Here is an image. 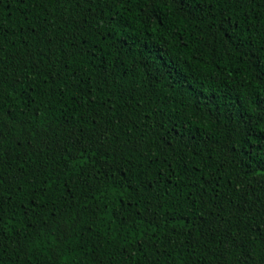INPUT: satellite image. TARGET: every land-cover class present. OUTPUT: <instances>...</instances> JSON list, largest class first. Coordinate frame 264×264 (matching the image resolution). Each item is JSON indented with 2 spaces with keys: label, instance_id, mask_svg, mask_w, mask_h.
Masks as SVG:
<instances>
[{
  "label": "trees",
  "instance_id": "trees-1",
  "mask_svg": "<svg viewBox=\"0 0 264 264\" xmlns=\"http://www.w3.org/2000/svg\"><path fill=\"white\" fill-rule=\"evenodd\" d=\"M84 8L82 15L87 24L77 17V24L61 27L58 17L71 13V8L49 6L45 10L43 5L29 4L25 7L20 0H0V60L10 83L17 75L24 78L23 85L7 89L3 109L0 110V115H4L7 122L2 140L5 152L0 159V174L12 177L10 186H0L3 189L0 191V264H148L154 255L157 264H180L182 260L186 264H236V246L229 249L230 241L224 238L223 227L226 225L206 239L198 238L201 213L203 219L212 223L221 202L224 219L229 221L246 215L231 206L239 204L245 209L249 205L254 209L264 207V191L261 190L264 177L260 175L262 170L259 167V161L264 158V145L253 144L246 135V124L236 121L240 128L236 131L232 127L233 121L222 124L210 109L203 108L196 110V116L201 118L195 123H203L204 128L201 129L203 138L199 148L193 149L191 170L178 166L171 156L165 161L157 146L165 141L175 144L173 138L179 139L177 130L186 126V117L193 109L186 110L188 101L182 103L183 97L168 86L172 76L166 73L160 76L156 69L163 70L166 64L169 67L175 65V71L196 78L194 85L215 87L214 82L220 80L222 87L239 96L241 91L248 90L249 73L255 68L258 53H253L250 58L241 56L243 49H238L239 41H229L230 33L225 32L219 21L213 28L205 26L207 22L201 24L194 16L175 19L170 16L171 24L159 27L158 22H150L156 30L142 31L135 37L136 43L129 48L125 38L132 34V30L125 29L129 24L139 26L135 23L138 9L127 13L122 8L119 11L124 16L113 20L116 9L100 6L92 11L86 5ZM220 11H234L236 22L243 21L241 26L247 31L249 22L256 23L259 9L249 4L234 10L222 7ZM113 23L116 28L109 30ZM147 27L145 25V29ZM73 28L79 30V35H74ZM259 31L257 28L256 32ZM49 39L52 40L51 51ZM256 41L258 46L261 42L259 35ZM118 49L119 57L111 59L116 57ZM65 52L68 55H63ZM81 55H84L89 68L123 63L127 70V65L134 63L138 69L137 83L140 87L131 96L125 93L124 99H118L119 93L112 97L108 89L96 92L93 87V94L98 96L103 111L112 107L113 102L116 104L117 113L112 116L115 135L123 139L131 128L133 143L143 136L142 152L125 150V155L133 160L131 171L128 163L121 159L116 164L122 171L109 169L110 153L106 149L97 151L95 144L87 151L75 146L72 155L77 159L69 166L71 170L64 168L63 143L72 146L76 137H81V142L87 145L88 141L83 140L81 133H92L95 137L102 134L103 129L97 130L94 126L92 117L95 112L89 114L90 109L87 110L81 122L73 112L66 110L67 105L55 103L58 97L54 98L46 118L40 121L49 126L51 142L43 152L34 150L33 146L39 145L40 139L31 135L36 125L30 121V116L38 110L33 100L39 103L42 97H38L27 84L39 83L52 68L62 70L66 78L73 67L79 66ZM58 56L68 61L67 66L56 63ZM73 60L77 64H73ZM34 64L41 65L39 77L35 73L28 76V69ZM87 89L88 85L82 83L79 89L71 91L79 95L80 90ZM125 101L132 107H128ZM67 103L75 105L73 100ZM4 110L11 111L14 119L9 118ZM39 111L43 116V109ZM126 121H131L127 127L124 126ZM70 134L71 140L68 139ZM129 149H132V144ZM143 153L158 159L154 163L146 161L144 173L137 176L140 162L145 159ZM106 171L115 178L108 180L106 186L95 187L98 181L93 180V173L103 178ZM170 173L180 175L177 177ZM145 174L149 177L151 189L132 193L128 184H135L137 179L144 181ZM152 176L157 179L152 181ZM48 177L51 178L45 184ZM191 184L196 187H190ZM152 190L158 192L162 202L165 199L171 203L180 201L178 208L161 210L167 219L160 222L159 229L144 222L147 213L142 197L152 195ZM192 192L206 194L203 206L199 199L196 200L195 210L190 207L194 199ZM230 207L234 216L230 215ZM244 223L256 227L259 232L258 217L248 215ZM166 233L172 234L175 245L183 241L192 247H174L164 239ZM125 245L131 260L122 251ZM193 249L194 254L189 256ZM165 250L167 254L160 255ZM212 252L216 255H211Z\"/></svg>",
  "mask_w": 264,
  "mask_h": 264
},
{
  "label": "snow or ice",
  "instance_id": "snow-or-ice-1",
  "mask_svg": "<svg viewBox=\"0 0 264 264\" xmlns=\"http://www.w3.org/2000/svg\"><path fill=\"white\" fill-rule=\"evenodd\" d=\"M20 3H24L25 7L29 4L33 5H43L44 9L47 10L49 6H53L59 9H65L66 7L71 8L72 12L68 15H60L58 17L61 27L64 25H69L72 27L77 24V17L83 21V24H87L86 18L83 17V11L85 10L84 5L87 9L94 11L95 7L103 6L105 8L116 9V12L112 19L114 20L117 16H124V13L120 12V9H125V12L132 13L133 9L136 8L138 11L135 12L138 27H133L129 24L128 28H131L132 34L125 38L128 43V47L131 48L135 43V37L138 36L142 31H155L151 27V23H157L158 27L160 25H170L171 16L173 19L179 16H194L201 23L207 24L205 26L216 27L219 21L221 26L224 28L225 32L230 33L228 35L229 41H239L238 49H243L240 52L241 56L251 57L253 53H258L257 63L252 73H249L251 78L247 91H241L239 96H236L234 92L222 87L221 81L216 80L215 87L209 85L205 87L203 84H193L195 77L189 78L187 75H182L181 72L175 71L176 66L173 65L169 67L167 64L164 69L161 70L157 67L156 72L160 76H164L165 73L168 76H172V81L169 82L168 86L173 88L175 92L183 97L182 103L186 100L188 103L185 104V109L192 108L193 111L189 113L186 117L187 124L182 129L177 130L178 140H175V144L168 143L165 141L163 144L158 145L160 148V155H163L165 161H168V157L171 156L173 160L177 161V165L183 167L185 170H191V158L193 156V149H198L200 145V140L203 138L201 134V129L204 128V124L195 123L196 119L201 117L196 116V110H202L203 108H208L212 113L215 114V118L222 124H228L229 121H233L232 127L239 131V124L235 123L239 121L242 124L248 126V131L246 133L247 137L252 140L253 144L264 145V0H20ZM252 5L259 9L256 15V23L249 22V25L242 27L243 21L240 23L236 22V17L234 11L221 12L220 9L231 8L236 9L237 7H244L245 5ZM247 11V9H245ZM215 13V15L213 14ZM223 17L221 20L220 18ZM151 22V23H150ZM145 25H148L145 29ZM83 25H81L82 27ZM116 28V24L113 23L109 30ZM259 28V33L256 29ZM74 35H79V30L73 28ZM163 35V33H161ZM259 35L261 42L257 46L256 37ZM49 51L52 50V40L48 41ZM2 48V46H0ZM76 48V45H73ZM151 51V49H150ZM63 55H68L65 52ZM120 50H117L115 59L119 57ZM162 56L163 54L160 53ZM57 64H63L67 66L68 61L62 60L61 57L56 58ZM73 64H77V61L73 60ZM51 67V64L49 65ZM123 73L121 76L120 73ZM137 72L138 69L135 68L134 63L127 65V70L123 63L115 64L110 63L104 67L96 66L94 68H89L88 64L85 62L84 55H81L79 66L73 67L71 69V74L67 75L65 78L62 70H57L52 68L48 74L43 75V79L39 83L31 82L27 84L28 88H31L36 92L38 97H42L39 103L33 100V105L38 109L34 115L30 116V121L36 125V130H34L31 135L38 136L40 139L39 145H34V150L39 153L43 152L51 142L52 134L49 132V126H46L40 121H43L48 112L51 110L53 105V100L55 99L56 104L61 106L67 105L66 110L73 112L79 121H83L85 118L86 111L90 109V112H95V116L92 117L95 122V128L97 130L103 129L102 134L93 136L92 133H81L83 140L88 141L85 145L81 142V137H76L75 142L72 146H69L67 142L62 145V159L63 166L67 170L70 169V165L77 157L72 155L73 148L79 146L80 149L87 151L88 148L92 147L93 144L96 145L97 151L101 149H106L111 155V162L107 165L109 169H113L117 172L122 171L116 162L118 159L127 162L129 165V171L132 170L133 160L130 156L125 155V150H134L135 152H142L143 149V136L140 137L139 141L133 143L132 130L128 128L127 133L123 139L119 135H115L112 131L113 120L112 116L116 115L117 107L115 102H113L112 107H108L107 111H103L102 107L98 103V96L93 94V87L96 92H104L108 89V94L112 97H116L119 93L118 99H124L125 93L131 96L133 93L137 92L140 85L137 83ZM35 73L38 77L42 74V68L40 64H34L30 69H28V76ZM254 73V74H253ZM83 74V75H82ZM206 77L205 79H208ZM255 82V83H252ZM85 83L88 85V89L80 90L79 95L77 92L71 91V89H79L80 85ZM24 78L17 75L10 83L8 76L6 75V70L3 67V61L0 60V110L3 109V104L5 102V97L7 95V89L9 87H14L15 85H23ZM46 85L47 87H43ZM127 85V87H125ZM206 93H214L215 95H208ZM68 100L75 101V105L68 104ZM139 103V102H137ZM128 107H132L131 103L125 101ZM120 107H123L121 105ZM39 109H43L44 115H41ZM79 109V111H77ZM5 114L14 119L13 113L11 111L4 110ZM6 120L4 115H0V159L3 158L5 149L2 143L4 138V129L6 126ZM128 123L131 121L124 122V126L127 127ZM42 129V131H41ZM227 130V129H225ZM58 131V130H53ZM209 132L211 128L209 127ZM259 133V135H258ZM215 135V133H212ZM68 139H72L71 134ZM132 144V149H129V145ZM23 145H21L22 147ZM145 156L144 160H141L140 166L137 169V176L144 173V168L146 166V161H152L153 163L158 159L155 156H148L147 153H143ZM199 155V152H196ZM83 152H81V158ZM170 166V163H169ZM259 167L261 168L260 175L264 177V158L259 161ZM199 170L197 166V171ZM170 175H176L179 177V173H170ZM48 177L45 179L44 183L47 184ZM93 180L98 181L95 187L99 188L101 186H106L107 181L114 179L107 171L104 173L103 178L98 176L95 172L93 173ZM125 179H130L125 177ZM157 177L152 176L151 180L155 181ZM12 177H5L0 174V186L11 185ZM261 190L264 191V180L261 181ZM51 187V185H49ZM128 187L132 189V193L138 194L146 192L151 189V182L149 177L145 174L144 181H139L135 184L129 183ZM190 187L195 188V184H191ZM0 187V191H2ZM191 195L194 199L191 201L190 207L195 210L196 200L201 201V206L205 203L204 195L192 192ZM145 201L146 207L145 211L147 213L144 217V222L149 226L155 225V229L160 228V222L167 219L166 214L162 215L161 210L167 208H178L180 201L177 200L174 203L169 202L167 199L161 201V197L156 192L152 190V195L142 197ZM2 199V197H0ZM154 200V202H153ZM187 203V201H185ZM264 204V201H262ZM235 207L236 210L245 212L244 217H238L232 219L231 221L225 220L223 216V202L221 206L216 210V219L214 222L210 223L209 220L203 219V213H201L202 223L199 225L198 238L206 239L209 234H215L216 230L223 227L224 238L230 241L228 248L232 249L233 245L236 246L237 252V262L236 264H264V207L259 209H254L252 205H249L247 209L242 208L239 204L231 206ZM231 207L229 209L230 215L234 216L231 212ZM2 211V208H0ZM248 215L253 217H258L260 219V230L257 232L256 227H250L248 223H244V220ZM154 229V231H155ZM171 233H166L164 239L167 240L169 244L174 247H192L191 244H185L183 241L179 245H175ZM163 242V241H162ZM238 242V243H237ZM135 243V242H133ZM139 247V245H137ZM143 252V249H140ZM125 255L131 260V254L128 253L127 245L122 249ZM194 249L192 253L194 254ZM244 253L239 255V253ZM167 250L160 252V255H166ZM207 255V253H206ZM211 255L215 256L216 253L212 252ZM148 264H157V257L154 255L148 260ZM180 264H186L185 261H181Z\"/></svg>",
  "mask_w": 264,
  "mask_h": 264
}]
</instances>
